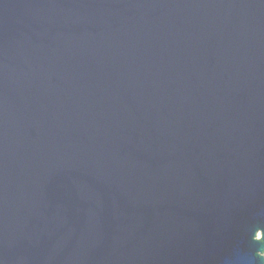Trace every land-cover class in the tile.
Instances as JSON below:
<instances>
[{
	"label": "water",
	"instance_id": "water-1",
	"mask_svg": "<svg viewBox=\"0 0 264 264\" xmlns=\"http://www.w3.org/2000/svg\"><path fill=\"white\" fill-rule=\"evenodd\" d=\"M0 264H264V0H0Z\"/></svg>",
	"mask_w": 264,
	"mask_h": 264
}]
</instances>
